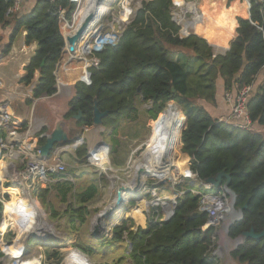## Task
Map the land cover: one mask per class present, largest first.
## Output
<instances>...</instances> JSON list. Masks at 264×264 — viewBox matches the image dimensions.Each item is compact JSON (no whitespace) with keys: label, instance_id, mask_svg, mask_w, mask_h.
<instances>
[{"label":"trees","instance_id":"trees-1","mask_svg":"<svg viewBox=\"0 0 264 264\" xmlns=\"http://www.w3.org/2000/svg\"><path fill=\"white\" fill-rule=\"evenodd\" d=\"M248 1L250 19L237 18V37L225 54H217L215 48L198 35L180 36V27L172 18L175 0L143 2L119 42L93 53L98 66L88 70V82L79 79L76 83L75 96L63 115V120L71 122L74 129L90 130L97 98L98 109L108 112L103 126L112 136L124 121L139 119L138 95L150 105L146 112L151 120H157L170 103L180 105L186 116L185 119L182 116L186 128L182 133V126L176 135V145L180 147L182 141L179 155L188 159L185 169L188 171L189 162V172L181 176L182 182L176 189L189 188L192 175L199 181L222 172L230 175V187L236 194L235 208L248 206L243 219L230 227L232 240L252 229L257 234L264 232V76L260 77L264 71V4L260 0ZM14 3V0H0V55L10 54L23 31L26 46L37 43L24 69L26 75L21 79L30 85L39 72L33 97L27 101L32 105L35 100L51 98L58 92L55 71L66 45L60 13L65 12L67 21H72L77 2L36 0L27 13L21 7L19 12L8 14ZM44 60L45 66L41 68ZM246 85H253L254 90L248 103L252 128L240 130L219 123L220 116L214 112L218 102L224 100L227 104L226 93ZM199 101L212 106V111ZM79 113L81 119H74ZM3 137L4 131L0 132V138ZM45 143L46 137L40 139L39 145ZM75 155L79 162L86 163L87 145L78 148ZM73 178V172L49 174L50 186L37 189L35 195L45 202L55 190L63 202L69 203L64 215L71 226L76 227L86 222L88 203L98 197L100 187L91 183L72 194ZM6 187L11 186L6 184ZM11 195L8 206L16 213L19 200L14 193ZM199 202L200 196L185 193L177 199L175 214L167 221L157 220L160 206L150 207L146 228L133 230L131 220H125L113 230L111 242L122 243L127 235L132 264H220L212 255L216 231L213 227L204 229L208 214L198 212ZM6 212L7 208L5 215ZM3 216L4 205L0 201V224ZM13 248L7 247L6 251ZM46 252L49 259L58 257L51 248L47 247ZM0 256L4 255L0 253ZM231 256L240 264H264V238L248 239Z\"/></svg>","mask_w":264,"mask_h":264},{"label":"rangeland","instance_id":"rangeland-1","mask_svg":"<svg viewBox=\"0 0 264 264\" xmlns=\"http://www.w3.org/2000/svg\"><path fill=\"white\" fill-rule=\"evenodd\" d=\"M145 1L151 0H101L100 6L106 9V13L97 18L96 21L92 19L94 24H92L93 26L89 29L87 34L79 41L75 56H71L67 52L63 54L59 65L58 76L62 79L65 74L67 80H62V83L69 86L76 84L82 79L85 72L82 71L81 68L85 57H87L91 66H97L98 61L96 62L93 53L95 51H100L104 48L106 43H109L104 42L99 44V42L104 39L105 35H110L114 31L119 32V29H123L124 32L133 22L137 12L142 8V3ZM91 2L92 0H82L80 6L82 12L79 14L80 16L76 22L74 19L73 28L68 30L69 34L78 30V26L83 20L84 13ZM232 2L240 3L243 6V14L248 16L249 3L247 0H233ZM222 3L225 7L229 6L230 0H224ZM203 23L206 24V22ZM61 31L64 35L63 29ZM196 34L205 38V34H201L200 32V27ZM114 44H116V42ZM88 48V55L84 56V52L88 50ZM168 48L171 51L175 50L172 47ZM216 52L217 54L223 53L217 50ZM72 62L73 67H75L74 71L79 74L73 75L74 71L68 72ZM90 64L87 70L91 67ZM70 74L72 76H70ZM25 75L26 72L22 78ZM37 75L38 72L35 76ZM263 76L264 71L260 74V77ZM35 80L36 77L30 85L22 82L24 86H27L28 90L26 93L29 94L31 98L33 97L34 89L32 88V84H35ZM73 93L74 89L64 87L60 90L59 94L54 97H46L45 99L42 98L40 101L39 99L34 101V107L32 109L34 114L37 115L40 112L42 113V116H44L43 118L48 121L50 132L54 130L60 120H63V111L66 109V104L72 98ZM172 103L179 108L180 121L176 134L172 139V146L168 150L166 156L165 161L168 163L167 169H165V175L161 178L162 181L158 180L160 178L157 176L144 177L142 175L144 184L138 194L133 197L130 196L129 199H127L123 209L120 211L121 214L118 213L120 218L113 220V226L106 227L103 231H100L97 237L93 235L92 228L95 217L113 203L117 188L120 185L130 182L134 176L136 163L141 161L142 157L149 150L153 149L156 141L159 140V127L163 113L157 120H151L146 112L150 108V105L145 104L141 96L138 95L136 97V104L140 109L139 119L135 122L124 121L117 133L112 136H110V131L106 129L102 131L98 129H74L71 122L65 121V129L68 130L70 139H77V141L59 146L55 154H58L62 163L65 164L66 172L74 173L75 178H73L72 181L75 184V189L72 194L87 187L91 183H97L99 185L100 194L95 200L88 203L89 216L86 222L81 226L76 225V227H72L69 220L64 215L69 203L63 202L55 190L50 192L45 202L35 195V191L39 188L34 190L27 188L24 190H17V193H14V195L19 200V209L16 213H13L8 206L9 202L12 200V196L5 194L1 188L0 201L4 205V221L0 225V253L4 256H0V263L14 264L15 261H22L25 262V264H30L29 261H32L35 264H64L63 262L65 259L69 255H72L85 260L88 264H132L130 251L128 250V242L126 240L127 235H125L124 242L112 243L111 238L113 230L121 226L125 220H131L132 223L130 222V226H132L133 230H136L138 227L146 228L145 226L142 227L138 225L137 221L134 219V210L140 209V206L144 207L143 215L145 216V225L147 226L149 209L156 205L158 198L170 202L174 197L173 178L175 175H182V173H180L181 170L177 166L180 167L181 161L182 166L186 162V159L179 155L182 142L181 146L178 147L175 138L176 135L178 136V132L183 126L186 116L180 105L174 102ZM199 103L212 111V109H210L212 106L206 102L199 101ZM29 107L32 108V105H29ZM167 108L165 110H167ZM185 125L186 121L181 132L185 130ZM90 144L92 145V150H90ZM83 145H87L88 149L86 163L79 162L75 155L76 150ZM95 154L96 159L94 157ZM21 169L22 168H19L18 170ZM186 174L188 173L184 175ZM167 175H170L171 179L167 178L164 180ZM46 180V184L51 183L50 180ZM9 181L10 180L7 181L8 183L6 181L4 183L6 189V184H10L11 186ZM140 181H142V179ZM195 186L198 187L197 185ZM200 189L204 194L215 193V191H206L204 188ZM148 196H151V198H148ZM69 198H72V195H70ZM160 207L162 208L158 213L157 219L164 220L162 215L163 205L161 204ZM5 208L8 209L6 215ZM32 234H35L36 237H32ZM223 238V235L219 236L214 251H217L219 246L224 248ZM41 240H44L48 248H51V250L57 253L58 257L49 259L47 257L46 248L40 244ZM30 241H33V243L31 244ZM2 243H5L7 246L4 247ZM13 246V250L6 251L7 247L10 248ZM82 248L86 249L83 250ZM230 248L231 247L227 245L224 251L220 252L218 256L216 255L220 264H240L237 260L232 258V252H229ZM214 251L213 254H215ZM75 260L74 257H71L67 260V264H82L80 261L78 263ZM86 262L84 264H87Z\"/></svg>","mask_w":264,"mask_h":264},{"label":"built area","instance_id":"built-area-1","mask_svg":"<svg viewBox=\"0 0 264 264\" xmlns=\"http://www.w3.org/2000/svg\"><path fill=\"white\" fill-rule=\"evenodd\" d=\"M26 1L27 0H14V6L9 10L8 14L19 12ZM75 1L77 2V9L73 14L72 21H67V19L65 18V12L60 13V26L61 30L63 29L64 35L65 31L73 28L74 15L76 14L79 6L82 3V0ZM200 1L201 0H175L174 2L172 18L173 21L180 27V36L182 38H186L193 34L196 35V24H201L203 22L204 14L201 10H198ZM260 2L264 4V0H260ZM189 5H193L195 7V13L189 10ZM119 30V32H113L116 35L117 39L114 42L106 43L107 45H113L115 42L116 44L119 42V40L123 36V33L125 32H123V29ZM106 44L104 45V47L107 46ZM65 52L66 49L64 48L63 54ZM221 54H225V52ZM60 62L57 65V69L55 71L58 92H60L62 88L66 87L62 83V79H60V77L58 76ZM97 66H91L90 68ZM88 70H86L85 74H83L81 81L88 82ZM3 87V81L0 79V88ZM253 92V85H246L242 88H239L235 92L226 93L225 99L230 107V112L226 116L219 117L218 122L226 125H231L234 128L240 130L251 129L253 123L248 111V103L253 95ZM48 128V121L44 118H38L34 115V113H32L26 121H23L13 116L5 105L0 104V132H5V137L0 138V152H7L8 155H11L12 158H14L21 166H23L24 169L22 170L20 177L22 180H26L25 186L30 190H34L39 182L45 181L49 174H62L66 171L65 164L62 163L58 156L54 158V155L50 160H42L40 158L39 141L40 139L45 137L46 134H44L43 132ZM91 144L90 150H92ZM94 157L96 159V154ZM182 175H175L173 178V190L175 193L170 202H166L163 199L158 198V202L155 206H160L161 204L163 205L162 215L164 217V220L160 221H167L172 218L177 208V199L182 197L187 192H192L193 194L200 196L198 212L208 214V222L205 225L204 229L213 227L216 231L213 236L215 245L217 244L219 236L223 235L224 245H228L231 247L229 252H233L234 250H236L240 245H242L240 237L235 240H232L229 237V225L232 223L235 224L239 218V213L235 208L234 202L224 192L222 187L220 189H216L213 185L207 184L206 181H199L194 175L191 176L193 178V182L190 184V187L178 191L175 188L177 185L181 184ZM195 185H197L198 187H196ZM200 188H204L209 192L215 191V193L204 194ZM215 245L213 251L215 250ZM225 246L224 248L219 246L218 250L214 251L215 254H213L212 252V255L214 257H216V255L218 256L220 252L224 251ZM71 257H74L76 259L75 261H77L78 263L79 261L82 264L86 262L81 258L69 255L63 263L67 264V260Z\"/></svg>","mask_w":264,"mask_h":264},{"label":"crops","instance_id":"crops-1","mask_svg":"<svg viewBox=\"0 0 264 264\" xmlns=\"http://www.w3.org/2000/svg\"><path fill=\"white\" fill-rule=\"evenodd\" d=\"M206 1H212L213 12L203 17V22H206V24L203 23V25L200 27V32L201 34L204 33L206 38L202 36L200 37L206 40L207 38L211 39L219 45H228L226 50L223 51L226 52L230 48V43L237 37V18L242 17L248 19V16L243 14V6L238 2H230V5L225 7L222 3L224 0H201L199 2V7L200 5L206 3ZM35 2L36 0H27L22 6L24 12H29L34 7ZM25 36L26 32L23 31L13 44L12 50L7 57H2L0 55V79L4 84V87L0 88V104L5 105L13 116L23 121H26L30 117V115L34 113V111L32 110L34 107V103L32 104V108H30L27 101L31 98V96L26 93L28 88L27 86L23 85L20 79L25 74L24 69L29 64L32 56L37 49V43L26 46ZM6 41L7 40H4V43H6ZM209 44L215 48V51L218 50V47L216 45L211 43ZM39 76V73L37 76H35V84L38 81ZM64 79H66L65 74L62 77V80ZM35 84H32L33 87L35 86ZM75 85L76 84L66 86L68 88L70 87L74 89L72 98L76 93ZM58 94L59 92L56 95ZM70 100L66 104V109L63 111V114H66V112L68 111V104ZM214 112L217 116H226L230 112V107L228 103L226 104L223 100L221 102H218V105L216 109H214ZM35 116L38 118L44 117L42 116L41 112ZM57 156L58 154H55L54 158H56ZM19 168L22 169L18 170ZM23 169V166H21L14 158H12L11 155H8L7 152H0V189L2 188L5 194H16L17 190L26 189V180H22L20 177ZM8 180H10L9 183H11L10 189H6L4 186L5 181L7 182ZM46 181L47 180L39 182L36 185V188L45 187L47 185L50 186L51 183L46 184ZM2 245L4 247L7 246L5 243H2Z\"/></svg>","mask_w":264,"mask_h":264},{"label":"bare ground","instance_id":"bare-ground-1","mask_svg":"<svg viewBox=\"0 0 264 264\" xmlns=\"http://www.w3.org/2000/svg\"><path fill=\"white\" fill-rule=\"evenodd\" d=\"M100 1L101 0H92V2L88 6V9L84 13L83 20L79 24V26H78L79 28H78V30L76 32H72L71 34H69L68 31H65V36L67 38V45H66L65 49H66V52L69 53L71 56H75V54L77 52V47L79 45V41L77 42V44L75 46V51L71 52L69 50V47H70L69 46L70 45V40L69 39L74 38L76 36L77 32L80 31L82 28H84L85 25L87 24V22L89 20H91V22L85 27L84 33H83V35L81 37V39H82L87 34L89 29L93 26L92 24H94L92 22V17H93V20L95 19V21H96L97 18L103 16L106 13V9H104V7L102 8L100 6ZM212 7H213L212 1H206V3L200 5L198 10H201L203 12L204 16H207L208 14L213 12L212 11ZM249 9H250V5L248 7V18H249ZM79 10H80L79 14L82 12L81 7H79V9L77 10L76 14L78 13ZM189 10L194 12V13L196 11V9H195V7L193 5H189ZM79 14L77 16L74 15L75 22L78 20V18L80 16ZM202 25H203V22L201 24H196V33H197L198 28L201 27ZM116 39H117V37H116V35L114 33H112L110 35H105L104 39L102 41H100L99 44H102L104 42H114ZM207 40H208L209 43L214 44V45H216L218 47L217 51L223 52L228 47V45L216 44V42L212 41L211 39L207 38ZM88 52H89V48H88V50H86L84 52V54H85L84 56H87ZM73 62L71 63L70 69H69L68 72H71V71L75 70L74 69L75 67H73V65H72ZM82 63H83V66H82L81 69H82V71L85 72L87 70V68L89 67L90 62L87 60V57H85ZM90 66H91V64H90ZM76 74H79V73H76V71H74L73 75H76ZM70 76H72V75L70 74ZM179 121H180L179 108H178L177 105L171 103L169 105V107L167 108V110H165V112L163 113V117H162V120H161V123H160V127H159V131H160L159 132V134H160L159 135V140L156 141L155 146L153 147V149L149 150L142 157V160L138 161L136 163L135 168H134V176L130 180V182L127 183V184L123 183L125 186H127L129 188V192L123 194V200H124L123 205L126 203L127 199H129L130 196L133 197L134 195H137L139 190L141 189V187L144 184L143 183V179L144 178L141 176V178L138 179V177H137V172H138L139 169L142 168V169L146 170V174L143 175L144 177L145 176H147V177L148 176L149 177L157 176V177L160 178V179H158V178L157 179L161 180L163 175H165V169H167V163H168L167 161H165L166 160V156L168 154V150L172 146V139L174 138V136L176 134V130L178 128ZM79 143H80V141H79ZM184 159H186V158H184ZM186 161H187V159H186ZM181 162H180V167L179 166H177V167L181 170V172L179 171L180 173H182V174L184 173L185 174V173H187V170L185 169V164L182 166ZM167 178L171 179V176L167 175L164 180H166ZM141 179H142V181H140ZM116 196H117V193H116V195L114 197L113 203L111 205H109L108 208H106L104 211H102L99 215H97L95 217V219L93 221V225H92L93 229L98 226L99 230L103 231V229H105L106 227H110V226L112 227L113 226V224H114L112 222L113 220L120 218L118 213H120L121 209H123V206L122 207H117L116 206V204H115ZM143 210H144V207H142V206H140V209H135L134 210V216H135L134 219L137 221L138 225H140L142 227L145 226V223H146L145 216L143 215ZM29 263L30 264H35L32 261H29ZM14 264H25V262L15 261Z\"/></svg>","mask_w":264,"mask_h":264},{"label":"water","instance_id":"water-1","mask_svg":"<svg viewBox=\"0 0 264 264\" xmlns=\"http://www.w3.org/2000/svg\"><path fill=\"white\" fill-rule=\"evenodd\" d=\"M248 3H249L250 8H251V4H250L249 1H248ZM249 11H250V9H249ZM92 19H93V17H92ZM249 19H250V13H249ZM90 22H91V20H89L87 22L85 27ZM85 27L82 28L80 31H78L74 38L69 39L70 40L69 50L71 52L75 51V46H76L77 42L80 41V39L82 37V34L84 33ZM64 38H65V44L67 45V38L66 37H64ZM66 45H65V48H66ZM44 66H45V60L42 62L41 68H43ZM138 92H140V89H138ZM97 103H98V99L95 98L94 117H93V127H92V129H98V130L102 131V130L105 129L104 126H103V119L108 115V112H101L98 109V107H97ZM164 112H165V110L163 111V113ZM81 117H82V115H81V113H79L74 118L76 120H79V119H81ZM65 123H66L65 120H60L57 123V125L55 126L54 130H52L51 132H49V133H47L45 135L46 143L44 145H42V146L41 145L39 146L40 158L42 160H50L55 155V151L59 148V146H61L63 144L70 143L72 141H77V139H72V140L70 139L68 131L65 129ZM144 174H146V170L142 169V168L139 169L138 172H137L138 179H140L141 176L144 175ZM206 183L213 185L216 189H220L222 187L224 192L231 198V200L235 204L236 194L231 190V187H230V184H231V176L230 175L222 172V173L218 174L216 177H212V178H209L208 180H206ZM128 192H129V188L127 186H125V185H120L117 188V196H116V200H115V204H116L117 207L124 206L123 205V203H124L123 194L124 193H128ZM247 208H248V206H244L242 208L237 209V211L239 213V218H238V220L236 222L241 221L243 219V213H244V211ZM233 224L234 223L230 224L229 226L231 227ZM99 233H100V230H99V227L97 226V227H95L93 229V235L95 237H97V236H99ZM32 237H36L35 234H32ZM262 238H264V232L261 233V234H257L253 229L250 230L249 232L243 233L241 235V237H240L242 245L248 239L259 240V239H262ZM40 244H41V246H43L45 248L48 247V245L44 242V240H41Z\"/></svg>","mask_w":264,"mask_h":264}]
</instances>
